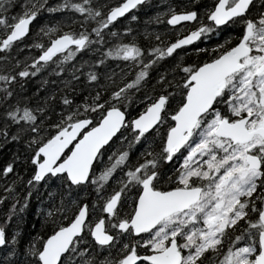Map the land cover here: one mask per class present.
Wrapping results in <instances>:
<instances>
[{
	"label": "trees",
	"instance_id": "16d2710c",
	"mask_svg": "<svg viewBox=\"0 0 264 264\" xmlns=\"http://www.w3.org/2000/svg\"><path fill=\"white\" fill-rule=\"evenodd\" d=\"M122 1L45 0L38 4L28 37L14 44L17 48L26 44L20 55L29 51L33 54L29 60L21 57L26 65L24 72L13 76L16 81L2 83L0 89V227L6 237L0 249V264H40L39 254L48 237L69 224L85 204L87 226L60 264H118L139 240L131 233L115 232V242L103 246L93 240L91 227L106 217V203L120 192V206L107 220L109 227L118 231L120 222L133 211L143 179L153 172L147 166L149 163H160L155 167L157 188L178 182L189 186L200 177L197 182L205 187L201 204L209 196L211 184L217 183L221 175L234 177L246 165L244 157L236 154L239 146L216 138L213 128L205 125V118L178 154L183 159L180 166L167 162L165 149L173 116L186 99L188 78L200 65L218 58L241 40L242 23L233 33L213 27L208 22L213 0H150L116 23H108L109 11ZM26 3L0 0V44L14 24L30 14L25 13ZM190 11L198 12L199 25H169L173 13ZM258 13L261 12L251 16ZM260 17L264 25V8ZM202 25L207 29L199 42L167 55L170 44ZM63 34L81 38L84 43L74 48L78 53L72 55L74 50H66L42 68L35 56ZM121 45L133 54L125 56V51L119 49ZM8 52L0 50V56ZM60 56L62 60L58 59ZM161 96L167 97L161 124L138 138L132 131V120ZM114 106L127 114L119 135L125 138L121 142L126 154L124 162L108 173L109 167L99 169L103 155L94 165L87 184L74 185L66 175L34 181V159L41 146L76 121L91 119V126L98 124ZM213 110L219 118L264 111V82L254 79L240 84L236 77L230 78ZM22 114L24 120L19 118ZM118 137L110 146L115 145ZM192 146H197L200 153L189 159L186 151ZM108 150L104 149L103 154ZM256 152L264 160V148ZM130 201L132 205H128ZM263 204L264 163L259 177L242 184L225 227L214 236H203L207 209L197 212L194 220L184 221L185 237L181 244L185 262L195 259L191 264H251L260 251ZM137 245L140 249L146 246Z\"/></svg>",
	"mask_w": 264,
	"mask_h": 264
},
{
	"label": "water",
	"instance_id": "95a60500",
	"mask_svg": "<svg viewBox=\"0 0 264 264\" xmlns=\"http://www.w3.org/2000/svg\"><path fill=\"white\" fill-rule=\"evenodd\" d=\"M148 0H124L119 6L113 8L108 14L110 23L124 18L137 6ZM230 0H219L209 20L218 26H223L234 17L244 15L253 0H237L236 4L228 7ZM197 17L196 11L177 12L169 17L171 26L193 22ZM36 14L21 18L4 38L2 50L12 43L18 42L29 35ZM204 27L195 30L179 40L173 42L168 48L170 55L176 50L196 43ZM252 35V24L243 39L220 58L201 65L188 79L189 85L185 103L173 117L174 125L168 133L166 150L171 158L180 152L189 142L199 120L208 113L223 93L227 79L244 68L243 60L251 53L247 42ZM82 44L70 34H63L54 39L41 53L38 62L43 63L58 53L70 48H78ZM264 71V63L257 73ZM167 98L161 96L144 113L132 121L134 131L140 135L154 130L162 119ZM251 116H245L237 121L222 118L214 134L219 138L230 139L234 144L251 142L256 135L264 137V128L251 131L247 124ZM127 120L126 113L119 107L109 109L100 122L91 126V119H82L60 130L46 144L40 147L34 159L36 163L35 181H43L46 177L66 175L72 184H85L90 178L101 151L108 146L120 133ZM246 162L250 170H260L263 166L262 158L249 153ZM154 175L143 181V189L136 204L135 213L131 221H125L120 230L133 228L135 235H141L154 229L165 217L176 211H184L198 202L202 195V188H180L162 192L152 187ZM120 193L115 194L106 204L105 212L113 215L120 199ZM88 220V208L85 204L76 217L66 226L58 229L49 237L40 254V264H60L64 255L70 250L75 240L80 237ZM264 223V206L261 212ZM93 239L101 245H110L115 236L107 230L105 218L96 222L91 230ZM260 252L252 264H264V230L261 232ZM6 237L0 227V249L5 245ZM146 260L151 264H182L183 255L177 241L163 251L149 255H138L135 252L127 255L120 264H138Z\"/></svg>",
	"mask_w": 264,
	"mask_h": 264
},
{
	"label": "rangeland",
	"instance_id": "374dc122",
	"mask_svg": "<svg viewBox=\"0 0 264 264\" xmlns=\"http://www.w3.org/2000/svg\"><path fill=\"white\" fill-rule=\"evenodd\" d=\"M26 10L25 13L31 12L32 8H34L36 5L41 2V0H26ZM102 5V4H101ZM29 10V11H28ZM31 10V11H30ZM34 13V12H33ZM30 13V14H33ZM29 14V15H30ZM253 40L255 41V48L262 49L264 51V37L262 35H256L253 37ZM33 42V38L28 42V45ZM25 43H23V46L15 48V45H11L9 47V52L6 53L4 56H0L2 59V62L0 61V89L2 88V83L6 82L9 84L11 81L14 80L15 77L18 75V68L16 66L19 65V61H21V57H24L25 59L28 58V60L31 58V55L33 54V51H29L27 53H22L20 55V58L16 57V53L21 51L23 47H25ZM36 47V46H35ZM119 49H123L125 51V56H130L133 54V51L129 49L126 45H121ZM74 50V49H72ZM119 51V50H118ZM62 53V52H60ZM58 53V54H60ZM78 53V51L74 50L71 52L72 55ZM57 54V55H58ZM56 55V56H57ZM61 57V56H60ZM65 58V57H64ZM0 59V60H1ZM59 60H62L63 58H58ZM58 60V61H59ZM52 62V61H50ZM50 62L41 63L43 65H40L43 67H47L50 65ZM262 59L258 55L250 56L246 59V68L242 73H240L237 76V80L240 84H247L251 82L252 78L254 77L256 73V68L261 64ZM4 63V65H3ZM26 63V62H25ZM39 63V62H37ZM4 72H7L5 75ZM259 82H264V75L260 76ZM7 87V86H6ZM1 91V90H0ZM24 120L23 114L19 116ZM218 113L214 111L210 117L205 122L206 126L212 127L218 121ZM202 127L201 129H203ZM119 139L116 141L114 146H110L109 150L107 151L106 156H104V160L102 161V164L99 169L107 168V172L111 173L116 167H118L121 162L126 159L125 149L122 147V140H124V137H118ZM264 146V142H254L251 144H248L244 146L243 148H238L236 151V154L242 155L245 159L246 153L249 150L259 149L257 147ZM200 153L198 152L197 146H192L188 150V157L189 159L194 158V156ZM260 173L255 171H250L247 169V166L244 165L241 172H239L236 176H229L228 174H224V176H220L217 183L214 184V187L210 190V194L212 196H208L204 203H200L197 205V212L203 210L205 207H207V211H205L206 215L203 217V227L205 230V237L208 238L212 237L221 229L222 227H225L226 222L229 219V213L230 208L232 204L235 202L236 197L238 194L242 191V184H245L246 182L259 177ZM35 181V180H34ZM244 183H243V182ZM131 203V202H130ZM128 203V205L130 204ZM193 211L188 214V216L185 217V219L189 218V220H194V213ZM165 228L161 227L159 228V231L155 233L154 239L157 242L158 241V235L161 234L164 237H169L170 233L165 232ZM206 245L207 242H206Z\"/></svg>",
	"mask_w": 264,
	"mask_h": 264
},
{
	"label": "flooded vegetation",
	"instance_id": "af4514ba",
	"mask_svg": "<svg viewBox=\"0 0 264 264\" xmlns=\"http://www.w3.org/2000/svg\"><path fill=\"white\" fill-rule=\"evenodd\" d=\"M218 2H219V0H213V8H212V10H211V12H210V14H209V17H210V15L213 13V11L215 10V8H216V6H217V4H218ZM236 2H237V0H230L229 1V4H228V7H232L233 5H235L236 4ZM263 8H264V0H253V2L251 3V5H250V7H249V9L247 10V12L244 14V15H242V16H238V17H234L233 19H231L229 22H227L225 25H223V26H218V25H216L214 22H211L210 20H209V17H208V22L209 23H211V25L213 26V27H215L216 29H220V28H224L225 30H227L229 33H233V32H235V31H237L238 29H239V24L240 23H242V27H241V25H240V29H241V33H242V38H241V40L243 39V37H244V35L247 33V31H248V29H249V27H250V25L252 24V35H251V37L249 38V40H248V42H247V44H248V46H250L251 47V53L249 54V56H247L244 60H243V63L245 64V66H244V68L242 69V70H240V71H238L237 73H235V74H233L232 76H230L229 78H228V80L230 79V78H232V77H236V79H237V76L240 74V73H242L243 71H244V69L246 68V59L247 58H249L250 56H254V55H258V56H260L261 57V59H262V62H261V64L256 68V73H255V76L252 78V80H254V79H258L260 76H262V75H264V71L262 72V73H257V70H258V68L264 63V51L262 50V49H257V48H255V41L253 40V37L256 35V33L258 34V35H262V29H263V24H262V17H260V14L262 15V10H263ZM257 11H259V12H261L260 14L258 13V16H256V17H252L251 15H253V14H256L257 13ZM197 13V17H196V19L193 21V22H187V23H197V25H199L200 24V19H199V15H198V12H196ZM183 24H185V23H183ZM180 25H182V24H180ZM180 25H178V26H180ZM173 27H177V26H173ZM202 27H205V29H207V27L205 26V25H202V26H199V27H197V29H195V30H199L200 28H202ZM195 30H193V31H195ZM193 31H190V32H193ZM189 32V33H190ZM189 33H187V34H189ZM187 34H185V35H187ZM203 34L204 33H202V35H201V37H200V39L197 41V42H199L200 40H201V38H202V36H203ZM185 35H183V36H185ZM182 36V37H183ZM263 36V35H262ZM181 38V37H180ZM180 38H178V39H180ZM240 40V41H241ZM239 41V42H240ZM238 42V43H239ZM237 43V44H238ZM236 44V45H237ZM194 45V44H193ZM235 45V46H236ZM192 46V45H191ZM234 47V46H233ZM232 47V48H233ZM231 48V49H232ZM230 50V49H229ZM229 50H227V51H229ZM226 51V52H227ZM226 52H224V53H226ZM223 53V54H224ZM223 54H221V55H223ZM209 62V61H208ZM207 63V62H206ZM205 64V63H204ZM203 65V64H202ZM201 66V65H200ZM199 66V67H200ZM198 67V68H199ZM197 68V69H198ZM228 80H227V82H228ZM186 86L189 88V85H187L186 84ZM217 103V102H216ZM216 103H215V105H216ZM214 105V106H215ZM214 106H213V108H212V112H214ZM211 112V113H212ZM211 113H209L207 116H210V114ZM248 115H250L251 116V119H250V121L248 122V124H247V127H248V129H250L251 131H254V130H257L258 128H261V127H263L264 128V111H259V112H254V113H248V114H240L239 116H237V117H234V118H229V117H227V116H223L222 118H227V119H229L230 121H237V120H239V119H241V118H243V117H245V116H248ZM208 118H206V120H207ZM264 142V137L263 136H261V135H256L255 137H254V139L252 140V142L251 143H254V142ZM251 143H249V144H251ZM246 145H248V144H246ZM246 145H235V146H239V148H243L244 146H246ZM112 147V146H111ZM110 147V148H111ZM257 148H259V149H262V148H264V146H261V147H257ZM165 149H166V146H165ZM259 149H254V150H252V152H254V153H257L256 152V150H259ZM188 154V153H187ZM104 154H101V157L103 156ZM106 156V155H105ZM168 157H169V154H168V152H167V162L170 164L171 162H173V163H176V165L177 166H180L179 164L180 163H182L183 162V159H182V157H180V155H178V154H176V155H174L171 159H168ZM183 158H184V156H183ZM160 163H156V162H152V163H149L147 166H151V170L153 171L152 172V174H150L148 177H150V176H152V175H154V177H153V181H152V187L155 189V190H160V191H162V192H165V191H172V190H175V189H180V188H202L203 189V193H204V190H205V187H204V185L203 184H201L200 182H197V179H200V177H198L197 176V179H196V182L194 183V184H192V185H189V186H183V185H181V183H176V184H174V185H169V186H166V187H163L162 189L161 188H157L155 185H154V180H155V178H156V175H157V173H156V171H155V167H157L158 165H159ZM171 169H172V166H171V168L169 167V170L167 171V174L171 171ZM181 172L178 170V174H180ZM148 177H145L144 179H143V181L146 179V178H148ZM210 178H212V177H209V179ZM168 179V178H167ZM205 179H207L208 180V177L207 178H205ZM206 180V181H207ZM212 180H213V178L212 179H210L209 180V182H212ZM143 181H142V183H141V191H142V188H143ZM215 184V183H214ZM214 187V185H212L211 184V187L209 188V197L210 196H212L211 194H210V190L212 189ZM141 191L139 192V194H138V197H137V199H136V202H135V205H134V207H133V211L131 212V213H129V215H130V217L129 218H127V219H123L120 223H122L123 221H130L131 219H132V217H133V215H134V213H135V210H136V204H137V201H138V198H139V196H140V194H141ZM202 196H203V194H202ZM120 199H121V197H120ZM131 202V203H130ZM129 203V205H132V201H130ZM119 206H120V200H119ZM118 206V207H119ZM118 207H117V209H118ZM204 209H207V207H205ZM196 210V212L194 213L195 214V216H197V204L196 205H194L193 207H191L188 211H184V212H176V213H173L172 215H170V216H168L165 220H163V222L162 223H159L153 230H151V231H149V232H147V233H144V234H142V235H135L134 233H133V229H132V227H130L129 229L130 230H128V231H120V224L118 225V231L117 230H114V228H110L109 227V224L107 223V230L109 231V232H111L113 235H115V237L117 238L118 237V234L117 233H120V232H128V233H131V234H133L134 236H135V239L136 240H139L138 242L136 241L135 243H134V247H133V249L129 252V253H127L119 262H118V264H120L121 262H122V260L127 256V255H129L130 253H133V252H135L136 254H138V255H149V254H153V253H156V252H159V251H163V250H165L166 248H168L169 247V245L172 243L171 241H173V240H177V246H179V249L181 250V252L183 253V255H184V250H183V248H182V242H183V240H184V237H185V235H184V230L186 229L185 228V223H184V221H185V217L186 216H188V214L189 213H191V212H193V211H195ZM116 212H117V210H116ZM115 215V214H114ZM114 215H112V216H106V220H108L109 218H112ZM108 222V221H107ZM160 226L161 227H164L165 228V232H167V233H170V236L169 237H166V240L163 238V236L161 235V234H159L158 235V241L157 242H154V235H155V233L156 232H158L159 231V228H160ZM115 232H117V233H115ZM145 243H147V244H145ZM153 243L155 244V245H153ZM137 244H142L143 246L144 245H146L144 248H142V249H140V248H138V245ZM151 248V249H148V248ZM185 256V255H184ZM196 262V260L195 259H193V260H190V261H187V262H185V260L183 261V264H191V263H195ZM140 264H151L150 262H148V261H146V260H144V261H142V263H140Z\"/></svg>",
	"mask_w": 264,
	"mask_h": 264
},
{
	"label": "bare ground",
	"instance_id": "6f19581e",
	"mask_svg": "<svg viewBox=\"0 0 264 264\" xmlns=\"http://www.w3.org/2000/svg\"><path fill=\"white\" fill-rule=\"evenodd\" d=\"M45 0H41V2H39V5L40 4H42L43 2H44ZM39 5H36L34 8H32L30 11V13H33V12H36V10H37V8H39ZM29 11V10H28ZM121 19H123V18H121ZM29 34H30V32H29ZM28 37V36H27ZM84 43V41H82V44ZM14 44H17V42H15V43H13V45ZM16 48V50H17V47H15ZM0 50L2 51V52H4V51H9V49L8 48H6V49H4V50H2V43L0 44ZM23 50V49H22ZM21 50V51H22ZM21 51H19V53H16L15 55H16V57H18V58H20V53H21ZM42 53V52H41ZM41 53L38 55V56H35V57H37L36 58V62H38V58L41 56ZM33 60H34V58H33ZM32 60V61H33ZM25 67H26V65L25 64H23V62L22 61H19V65L18 66H16V68H18L17 70H18V74H19V72H24V70H25ZM137 157H139V156H137ZM35 174H36V171H35ZM34 177H35V175H34ZM53 235V234H52ZM52 235H50L49 237H51ZM48 237V238H49Z\"/></svg>",
	"mask_w": 264,
	"mask_h": 264
}]
</instances>
